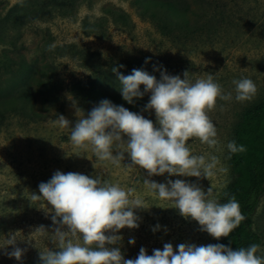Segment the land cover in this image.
Listing matches in <instances>:
<instances>
[{
  "label": "rangeland",
  "instance_id": "rangeland-1",
  "mask_svg": "<svg viewBox=\"0 0 264 264\" xmlns=\"http://www.w3.org/2000/svg\"><path fill=\"white\" fill-rule=\"evenodd\" d=\"M32 1L40 3L42 0ZM45 1L47 9L55 5L51 0ZM19 3L21 0H0V95L15 80L4 72V55L8 54L15 61L24 58L28 64L55 74L58 97L37 104L43 115L41 120L29 122L10 115L0 125V245L10 233H16V246L26 249L19 261L6 254L12 251V246L0 249V264H27L38 257L40 251L55 246L52 234L56 226L52 224L51 206L43 201H31L30 195H39V184L49 181L56 171L80 173L90 178L100 175L111 183L135 188V195L144 200L147 208L134 209L139 218L137 228L125 227L116 233L122 237L118 246L125 259H135L141 247L151 255L154 249L162 250L165 243H171L174 250L181 243L217 244V239L202 232L196 221L182 217L171 202L156 198L143 181L167 183L182 179L198 184L205 192L212 187L218 201L221 199L231 180L227 144L231 141L232 129L243 110L264 98V0H221V7H225L224 12H230V18L227 26L219 29L218 36L208 42L200 37L185 42L175 40L174 36H161L148 15L140 14L141 9L134 0H75L72 14L64 17L44 15L38 20H29L27 8L9 17L7 11ZM107 8L127 15L133 24L132 32L128 34L112 24L104 13ZM220 12L221 9L216 10V16ZM100 18L107 21L103 23L104 35H99L100 31L89 34L84 23L93 24ZM70 45L74 46L73 50L68 47L55 49ZM84 50L100 60L146 55L155 77L164 71L183 79L188 72L187 78L195 82L211 74L224 94L232 93L231 100L218 98L215 108L208 113L217 129L218 144L209 147L196 138L188 141L194 155H204L209 160L211 156L218 158L215 175L209 180L167 173L149 177L143 169L124 167L131 164L127 153L122 165L116 167L97 160L90 149L74 148L69 139L70 129H61L54 121L58 115H63L71 122L70 126H74L77 120L75 101L68 86L88 77V72L82 68L86 59L79 55ZM241 78H250L256 85L257 91L251 100L239 102L235 99L232 81ZM145 118L155 124L154 111H148ZM220 168H226L227 172H221ZM40 226L49 234L33 233ZM154 228H157L155 232ZM254 229L263 243L257 255L264 257V198L254 218ZM130 239L135 243L129 244Z\"/></svg>",
  "mask_w": 264,
  "mask_h": 264
},
{
  "label": "clouds",
  "instance_id": "clouds-1",
  "mask_svg": "<svg viewBox=\"0 0 264 264\" xmlns=\"http://www.w3.org/2000/svg\"><path fill=\"white\" fill-rule=\"evenodd\" d=\"M112 72L117 75L120 94L128 104L150 93L143 111H154L155 124L105 99L87 116L83 110L75 108L74 126H70L71 122L63 115L57 116L54 124L70 129L73 147L90 149L97 160L116 167L122 165L127 153L131 164L123 166L143 169L149 177L167 173L209 180L215 175L218 158L211 156L209 160L204 155H194L188 141L196 138L209 147L218 144L217 129L208 113L215 108L218 98L231 100L232 93L224 94L211 74L192 82L187 78L188 72L181 79L179 75L161 71L159 80L141 69H133L127 76L120 74L116 67ZM232 83L237 101H248L255 96L257 88L250 78ZM227 149L232 154L246 151L244 145H237L235 141H230ZM219 170L227 172L226 168ZM143 183L156 198L171 202L182 217L196 221L200 230L214 239L228 237L246 219L235 196L220 203L212 187L205 192L198 184L182 179L167 183L144 179ZM38 189L40 194L33 193L30 198L51 206V220L56 226L52 242L58 249L40 251L42 264H264V257L257 255L260 245L256 243L236 250L223 244L188 243H181L174 250L171 243H165L162 250L154 249L151 255L141 247L135 259H125L116 246L122 237L116 233L125 227L137 228L139 218L134 209L147 208L144 200L135 195V188L111 183L100 175L90 178L80 173L56 171L49 181L41 182ZM33 233L49 234L44 226ZM16 242V233H10L0 249L12 246V251L6 254L19 261L26 249L17 247ZM134 243L133 239L129 240V244Z\"/></svg>",
  "mask_w": 264,
  "mask_h": 264
},
{
  "label": "trees",
  "instance_id": "trees-1",
  "mask_svg": "<svg viewBox=\"0 0 264 264\" xmlns=\"http://www.w3.org/2000/svg\"><path fill=\"white\" fill-rule=\"evenodd\" d=\"M60 1L63 4H58ZM50 3L55 5L47 9L45 0L40 3L25 0L11 7L7 14L10 17L15 11L27 8L29 20H38L44 15L64 17L72 14L75 6V0H51ZM134 3L140 7V14L148 15L161 36H174L178 41L186 42L194 37L202 38L203 42L212 41V38L218 36L219 29L227 26L230 18V12H224L225 7H221V0H134ZM218 9H221V12L216 16L215 12ZM149 11L151 13L147 14ZM104 13L112 24L128 34L132 32L133 24L127 15L111 8L104 10ZM106 22V18H100L93 24L84 23V29L89 34L100 31L99 35L103 36V23ZM175 31L177 34H174ZM8 44L17 49L15 45ZM67 47L73 50L74 46H61L55 49L63 50ZM21 48H24L23 45ZM79 55L86 59L82 68L88 72V77L85 81L75 80L68 86L76 108L83 110L87 116L102 100L107 99L115 105L146 117L148 111L143 109L148 103L149 95L145 94L140 99H134L133 104H128L122 99L119 91L120 82L117 75L112 72V68L116 67L118 72L125 76L130 75L133 69H141L152 75L150 61L146 55L121 59L107 57L103 60L94 59V54L87 50L80 51ZM121 65L123 67H120ZM44 70L28 64L24 58L15 61L8 54L4 55V72L15 80L9 83L4 89V94L0 95V125H3L10 115H17L29 122L41 120L43 115L37 104L58 97L55 74ZM156 77L157 80L160 79V76ZM231 141H235L237 145H244L246 151L235 154L229 152L231 180L219 202L226 203L230 197L235 196L246 219L228 237L220 238L217 244H223L233 250L248 247L252 243L261 247L263 243L261 236L254 229V218L264 198V98L243 110L239 121L232 129ZM49 250L58 249L54 246ZM27 264L42 262L38 256Z\"/></svg>",
  "mask_w": 264,
  "mask_h": 264
}]
</instances>
